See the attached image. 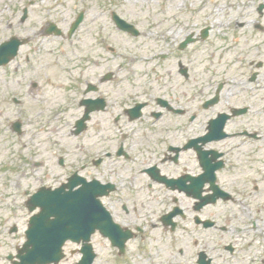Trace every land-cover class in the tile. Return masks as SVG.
Listing matches in <instances>:
<instances>
[{"label":"flooded vegetation","instance_id":"1","mask_svg":"<svg viewBox=\"0 0 264 264\" xmlns=\"http://www.w3.org/2000/svg\"><path fill=\"white\" fill-rule=\"evenodd\" d=\"M81 2L67 28L47 22L6 39L21 45L0 69V97L18 107L19 126L9 130L21 141L37 145L65 122L71 143L57 163L67 176H54L51 188L74 175L106 187L94 264H264V0H180L191 10L163 15L156 32L127 18L120 0ZM216 21L222 31L240 28L239 40L218 38L208 25ZM202 43L212 51L201 74L187 51ZM51 90L63 93L61 112ZM36 103L41 114L31 117ZM0 169L23 193V159ZM219 193L229 199L211 201Z\"/></svg>","mask_w":264,"mask_h":264},{"label":"rangeland","instance_id":"2","mask_svg":"<svg viewBox=\"0 0 264 264\" xmlns=\"http://www.w3.org/2000/svg\"><path fill=\"white\" fill-rule=\"evenodd\" d=\"M29 2H32L28 8L30 10L29 20L25 24H21L22 8L24 5H28ZM120 2L122 5V13L127 18L135 19L138 15V19L142 20L143 26L153 28V32L160 31L159 23L162 20L163 15L171 16L170 12L163 11L164 9L167 10L165 3H170V11L172 12L177 11L176 6L179 5H177V1L174 0H120ZM237 4L239 3L237 2ZM196 5H198L197 2L194 3L195 7ZM80 9H82L81 0H0V43L4 42L15 32L20 33L21 31L18 32L20 27H22V29L24 27H45V22L47 20L57 23L63 29L67 28L69 20L73 18L74 14ZM208 9L209 6L207 10ZM179 10L189 11L191 9L190 6L187 5ZM140 11L141 14H139ZM220 19H222V17H220ZM201 22L203 23V19H201ZM208 25L212 27L215 26L214 32H220V34L217 35L220 39L224 37V32H226V37L229 39L230 45L236 40H239L236 38L235 32H240V28H237L236 30H233L232 28H224L225 31H222L217 28L219 21ZM196 28L198 27L196 26ZM149 40L153 42L155 39L152 38ZM205 44L207 45L205 46L202 43L194 48H189L187 51L189 53H195L194 58L200 65V67L197 66L196 69H199L201 74L207 71L211 61L210 54L212 50L210 44ZM218 44L221 45V43ZM55 45L56 43L53 44V46ZM125 49L130 48L126 46ZM195 49H197V52L194 51ZM153 51L154 53L157 51L159 52L157 49H154ZM152 54L143 55L151 58V56H153ZM146 65H150V63ZM60 77H62V75L59 72H57V75H53L54 83L57 85L60 83ZM4 85V76L3 73L0 72V87H3ZM17 91L19 92V88H17ZM59 93L60 92L57 90H51L50 102L53 100V103L56 105V111L61 112L59 108L63 106L64 97L63 93H60L62 97ZM8 103L3 104V99L0 97V167L10 159L19 160L21 158L26 167L25 170L27 171V169H29V171L25 173L24 179L22 176L21 181L24 191L21 193L17 192L15 187L17 176L9 175V173L0 169V220H9L7 226H0V264H11L6 260V256L9 254L16 255L13 246H21L25 242L24 231L27 228L28 219L31 216L26 207L31 195H26V192L31 190L36 191L34 188L45 185L52 186L54 180L53 177L58 174L63 177L60 181L65 180L67 170L61 169L57 162L60 156L64 157L66 149L71 143V139L68 135V128L63 120L58 123V126L53 130L52 135H49V132L45 130V135L41 137V141L37 145H33L28 140H19L17 136L14 134L12 135L9 130L10 125L16 121L18 117V107L14 106L11 101ZM46 104L49 103L46 101ZM31 106H34V103ZM35 107L28 106L27 111L29 116L38 117L41 114V109L37 103L35 104ZM32 109L35 110L32 111ZM57 117L58 119L63 118L64 114L62 113ZM23 143L27 144L25 148L22 146ZM21 147L23 148L22 153L19 152ZM30 150L34 153L33 155H31L32 153H30ZM34 155L38 162L36 163L35 168H33L34 161H30V157L33 159ZM39 160H41L40 162H43V164H39ZM33 171L36 174H33ZM49 174L50 176L48 177ZM57 185L58 184H56V186ZM13 225L18 226L19 232L11 235L10 228ZM95 240L94 245L96 246ZM77 249L76 246L67 247L68 262L65 264H74L77 262L79 256Z\"/></svg>","mask_w":264,"mask_h":264},{"label":"water","instance_id":"3","mask_svg":"<svg viewBox=\"0 0 264 264\" xmlns=\"http://www.w3.org/2000/svg\"><path fill=\"white\" fill-rule=\"evenodd\" d=\"M15 52L14 46L1 47L0 66L6 64L7 58ZM79 185L73 182L68 187L73 190ZM93 185L84 183L78 191L68 194H63V189L55 193L40 192L31 198L30 211L40 208L41 213L31 220L27 246H32L34 254L40 251L41 255H33L30 263L58 262L67 240L89 241L90 235L99 227L98 191Z\"/></svg>","mask_w":264,"mask_h":264}]
</instances>
